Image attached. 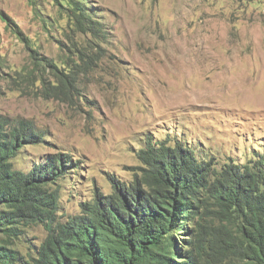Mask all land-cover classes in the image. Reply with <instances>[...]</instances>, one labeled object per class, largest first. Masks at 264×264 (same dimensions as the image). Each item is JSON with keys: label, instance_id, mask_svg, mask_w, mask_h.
Masks as SVG:
<instances>
[{"label": "rangeland", "instance_id": "1", "mask_svg": "<svg viewBox=\"0 0 264 264\" xmlns=\"http://www.w3.org/2000/svg\"><path fill=\"white\" fill-rule=\"evenodd\" d=\"M83 1L104 31L97 45L66 0H0V114L43 134L14 165L28 171L56 152L80 161L61 183L62 219L94 188L109 192V175L130 181L149 135L182 140L218 165L264 155V0ZM75 47L96 58L78 77L80 95L44 97L34 52L64 69L81 62ZM46 234L27 225L14 247L26 260Z\"/></svg>", "mask_w": 264, "mask_h": 264}, {"label": "trees", "instance_id": "2", "mask_svg": "<svg viewBox=\"0 0 264 264\" xmlns=\"http://www.w3.org/2000/svg\"><path fill=\"white\" fill-rule=\"evenodd\" d=\"M66 1L77 31L97 45L104 31L86 2ZM75 49L81 62L64 69L34 52L32 75L44 97L80 95L78 77L96 58ZM42 141L30 120L0 114V264H264V155L218 165L182 140L149 135L130 181L109 175V192L94 188L62 219L61 183L78 174L79 159L51 153L28 171L13 162L22 147ZM36 223L47 234L25 260L14 241Z\"/></svg>", "mask_w": 264, "mask_h": 264}]
</instances>
